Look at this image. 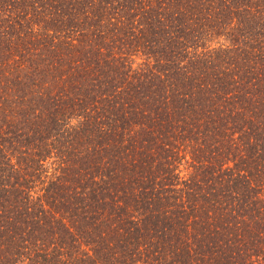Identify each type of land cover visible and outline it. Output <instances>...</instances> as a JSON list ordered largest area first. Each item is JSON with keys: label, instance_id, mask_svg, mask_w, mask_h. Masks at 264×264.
<instances>
[{"label": "trees", "instance_id": "16d2710c", "mask_svg": "<svg viewBox=\"0 0 264 264\" xmlns=\"http://www.w3.org/2000/svg\"><path fill=\"white\" fill-rule=\"evenodd\" d=\"M0 264H264V0H0Z\"/></svg>", "mask_w": 264, "mask_h": 264}]
</instances>
